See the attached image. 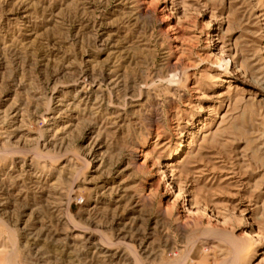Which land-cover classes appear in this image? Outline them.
Masks as SVG:
<instances>
[{"label":"rangeland","instance_id":"374dc122","mask_svg":"<svg viewBox=\"0 0 264 264\" xmlns=\"http://www.w3.org/2000/svg\"><path fill=\"white\" fill-rule=\"evenodd\" d=\"M262 89L264 0H0V264H264Z\"/></svg>","mask_w":264,"mask_h":264},{"label":"bare ground","instance_id":"6f19581e","mask_svg":"<svg viewBox=\"0 0 264 264\" xmlns=\"http://www.w3.org/2000/svg\"><path fill=\"white\" fill-rule=\"evenodd\" d=\"M114 82V81H113ZM113 82H111V83H113ZM262 92L264 93V89H262ZM17 108H15L13 111H15ZM87 243V242H86Z\"/></svg>","mask_w":264,"mask_h":264}]
</instances>
